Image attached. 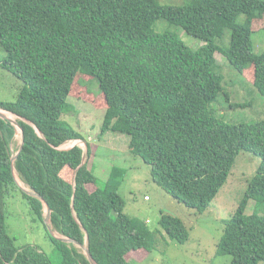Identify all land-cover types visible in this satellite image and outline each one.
I'll list each match as a JSON object with an SVG mask.
<instances>
[{
	"label": "trees",
	"instance_id": "trees-1",
	"mask_svg": "<svg viewBox=\"0 0 264 264\" xmlns=\"http://www.w3.org/2000/svg\"><path fill=\"white\" fill-rule=\"evenodd\" d=\"M186 1L170 6L157 0H0V64L22 80L14 101L0 100L23 133L13 161L16 174L49 204L53 230L79 243L88 236L97 264H133L128 253L154 250L157 233L124 212L119 167L99 185L93 169L86 162L80 166L81 146L59 148L82 139L61 118L74 108L68 100L73 90L84 94L78 91L80 77L84 84L96 81L102 93L100 134L127 135L154 182L196 212L210 206L240 151L260 158L235 213L222 220L216 252L231 255L230 264L264 262V118L233 124L212 106L224 79L216 51L244 78L250 73L248 80L264 96V50L255 53L251 42L264 0ZM159 19L169 26L157 33ZM174 25L203 44L192 49ZM87 92L83 96L90 99ZM16 133L11 121L0 118V264H55L38 245L17 246L9 235L5 207L14 192L43 223L60 253L57 264H90L81 247L49 233L42 201L15 182L10 144ZM250 199L255 209L246 215ZM159 224L170 239H188L180 218L161 212Z\"/></svg>",
	"mask_w": 264,
	"mask_h": 264
},
{
	"label": "rangeland",
	"instance_id": "rangeland-1",
	"mask_svg": "<svg viewBox=\"0 0 264 264\" xmlns=\"http://www.w3.org/2000/svg\"><path fill=\"white\" fill-rule=\"evenodd\" d=\"M159 4L177 6L185 4L186 0H157ZM257 20V19H256ZM252 23L251 42L255 53L264 50V17ZM169 26L168 22L159 19L153 26L154 32H163ZM181 38L192 49H197L203 44L201 40L188 35L178 26H173ZM228 43L229 33L225 35ZM4 50L0 46V60ZM215 58L220 65L219 71L223 74L222 90L218 93L212 106L217 116L222 120L237 124L240 122L256 121L264 118V96L255 88L250 73L244 75L234 70L224 56L216 51ZM81 76V74H79ZM83 75V74H82ZM82 77L78 82L82 86L78 91L73 90L69 95V102L74 105L73 110L62 114L66 120L79 132L82 139L66 144H77L85 147L88 142L94 148V155L86 151L85 162L93 169L102 185L113 167H119L122 172V182L119 194L125 201L124 212L132 217L139 218L146 226L157 233L155 249L142 254L139 250L130 251L133 264H230L231 255L217 254V243L223 233V218L232 216L241 198L243 197L248 181L255 174L260 158L246 151H240L231 167L229 175L211 201L210 206L202 212H196L183 203L178 202L154 182L150 166L141 157L131 152L127 135L107 130L101 133L105 108L102 93L98 84L90 80L84 84ZM22 86V80L0 64V100L11 102ZM79 95V96H78ZM83 96V97H82ZM13 119L15 114L7 112ZM10 144L11 153L14 155L20 143L21 134L17 129ZM86 150V149H85ZM84 150V151H85ZM19 184L28 189L21 182ZM13 197L6 203V227L9 235L14 237L15 244L38 245L50 257L53 263L60 262V253L56 246L49 240L43 223L28 206L20 192H14ZM147 196V199H145ZM255 209L252 199L248 200L244 213L251 214ZM161 212L180 218L188 229V239L179 243L170 239L159 224ZM59 235V234H58ZM78 246V245H77ZM139 251V252H138ZM264 264V262H259Z\"/></svg>",
	"mask_w": 264,
	"mask_h": 264
},
{
	"label": "water",
	"instance_id": "water-1",
	"mask_svg": "<svg viewBox=\"0 0 264 264\" xmlns=\"http://www.w3.org/2000/svg\"><path fill=\"white\" fill-rule=\"evenodd\" d=\"M7 112H9V111L0 108V118L7 119V120L11 121V123H13V124L15 125V127H16V131H17V129H19V130H20V134H21V139H20V143H19V144H20V145H19V148H18V150L15 152V154L11 156V168H12V173H13V177H14L15 182L19 185V187H20L23 191H25L26 193H28V194H30V195H32V196H35V197L39 198V199L42 201V203H43V205H44V209H45L44 222H45V224H46L47 230L49 231V233H50L52 236H53V237H56V238H58V239H60V240H62V241L69 242V243L71 242V243H74V244L78 245L79 247H81V248L83 249V252H84V254L86 255V257H87L89 263H90V264H97L96 260L93 258L92 254H91V252H90V250H89V248H88V245H87V242H88V236L86 235V243H79V242L73 240L72 238H69V237H66V236H63V235H60V234L58 235V233H57L55 230H53V228H52V226H51V224H50L51 208H50L49 204L45 201L44 198H42V196H40V195L37 194L36 192L30 190L29 188L26 189V188L22 187V186L19 184V181H18L19 178H18V176H17V174H16V171H15V168H14V165H13V161H14V159L18 156V154H19V153L21 152V150H22V146H23V133H22V130H21V126H20L19 123L16 121V118L13 119L12 117H10V116L8 115ZM17 132H18V131H17ZM85 147H86V150L84 149L85 151H84V153H83V156H82V160H81L80 166L85 162V154H86V151H87V144L85 145ZM69 148H70V147H69ZM66 149H68V148H66ZM19 180H20V179H19ZM20 181H21V180H20Z\"/></svg>",
	"mask_w": 264,
	"mask_h": 264
},
{
	"label": "built area",
	"instance_id": "built-area-1",
	"mask_svg": "<svg viewBox=\"0 0 264 264\" xmlns=\"http://www.w3.org/2000/svg\"><path fill=\"white\" fill-rule=\"evenodd\" d=\"M74 140H78V139H71V140H67L65 141L64 143H62L59 148L61 149H66V148H69V147H72L73 145H76L75 143L73 144H69L68 146H66V144L70 143V142H73ZM80 146V145H79ZM82 147V146H81Z\"/></svg>",
	"mask_w": 264,
	"mask_h": 264
},
{
	"label": "clouds",
	"instance_id": "clouds-1",
	"mask_svg": "<svg viewBox=\"0 0 264 264\" xmlns=\"http://www.w3.org/2000/svg\"><path fill=\"white\" fill-rule=\"evenodd\" d=\"M85 145H86V143H85ZM83 148V147H82ZM83 149H86V147H84ZM145 198H147V196H145Z\"/></svg>",
	"mask_w": 264,
	"mask_h": 264
},
{
	"label": "bare ground",
	"instance_id": "bare-ground-1",
	"mask_svg": "<svg viewBox=\"0 0 264 264\" xmlns=\"http://www.w3.org/2000/svg\"><path fill=\"white\" fill-rule=\"evenodd\" d=\"M9 115V114H8ZM10 116V115H9ZM11 117V116H10Z\"/></svg>",
	"mask_w": 264,
	"mask_h": 264
},
{
	"label": "crops",
	"instance_id": "crops-1",
	"mask_svg": "<svg viewBox=\"0 0 264 264\" xmlns=\"http://www.w3.org/2000/svg\"><path fill=\"white\" fill-rule=\"evenodd\" d=\"M145 199H147V198H145Z\"/></svg>",
	"mask_w": 264,
	"mask_h": 264
}]
</instances>
